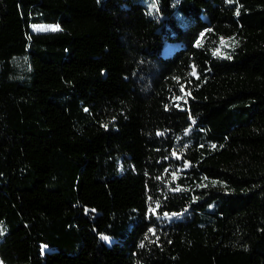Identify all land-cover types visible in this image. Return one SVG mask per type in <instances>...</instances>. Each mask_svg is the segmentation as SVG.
I'll return each mask as SVG.
<instances>
[{
  "label": "trees",
  "instance_id": "16d2710c",
  "mask_svg": "<svg viewBox=\"0 0 264 264\" xmlns=\"http://www.w3.org/2000/svg\"><path fill=\"white\" fill-rule=\"evenodd\" d=\"M0 262L264 264V0H0Z\"/></svg>",
  "mask_w": 264,
  "mask_h": 264
},
{
  "label": "snow or ice",
  "instance_id": "6c2138e0",
  "mask_svg": "<svg viewBox=\"0 0 264 264\" xmlns=\"http://www.w3.org/2000/svg\"><path fill=\"white\" fill-rule=\"evenodd\" d=\"M192 74L193 75H196V73H195V66H193V72H192ZM151 211H155V209H150ZM164 215L165 216H167V215H169L168 213H164ZM149 231H154L153 229H149ZM102 238L104 239V240H108L109 239V237L108 236H106V235H103L102 234Z\"/></svg>",
  "mask_w": 264,
  "mask_h": 264
},
{
  "label": "rangeland",
  "instance_id": "374dc122",
  "mask_svg": "<svg viewBox=\"0 0 264 264\" xmlns=\"http://www.w3.org/2000/svg\"><path fill=\"white\" fill-rule=\"evenodd\" d=\"M144 1H148V0H144ZM153 7V6H152ZM173 49H171V51H172ZM0 264H2L1 262H0Z\"/></svg>",
  "mask_w": 264,
  "mask_h": 264
}]
</instances>
